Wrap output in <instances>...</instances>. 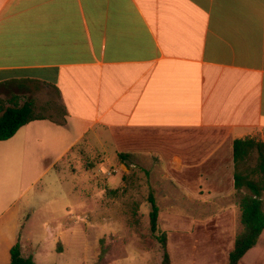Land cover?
<instances>
[{
    "label": "crops",
    "instance_id": "crops-1",
    "mask_svg": "<svg viewBox=\"0 0 264 264\" xmlns=\"http://www.w3.org/2000/svg\"><path fill=\"white\" fill-rule=\"evenodd\" d=\"M27 104L40 119L0 142L13 177L0 181V264L21 243L19 197L89 136L156 156L182 196L236 207L234 142L264 143V0H0V107ZM226 222L215 242L229 256ZM249 257L264 263V232Z\"/></svg>",
    "mask_w": 264,
    "mask_h": 264
},
{
    "label": "rangeland",
    "instance_id": "rangeland-1",
    "mask_svg": "<svg viewBox=\"0 0 264 264\" xmlns=\"http://www.w3.org/2000/svg\"><path fill=\"white\" fill-rule=\"evenodd\" d=\"M106 147L91 142L89 136L19 197L15 210H19L18 233L25 258L33 257L38 264H162L160 244L150 231L149 195L153 193L160 208L159 232L168 236L172 263L228 264L229 240L224 235L216 244L215 239L221 236V224L227 229L228 219L238 223L237 233L241 229L240 200L249 193L246 189L234 194L236 207H210L198 198L182 196L179 184L163 176L156 156L140 157ZM120 154L127 156L125 161ZM257 166L258 154L253 152L238 171L258 179ZM6 178L13 179L0 175V181ZM112 186L118 187L114 193L108 191ZM13 194H17L14 189ZM97 197L100 204L94 200ZM114 197L116 201H111ZM9 216L4 215L0 225ZM59 219L66 220L62 234L58 230L52 235L50 229ZM253 262L261 264L257 258ZM242 264H251V257Z\"/></svg>",
    "mask_w": 264,
    "mask_h": 264
},
{
    "label": "trees",
    "instance_id": "trees-1",
    "mask_svg": "<svg viewBox=\"0 0 264 264\" xmlns=\"http://www.w3.org/2000/svg\"><path fill=\"white\" fill-rule=\"evenodd\" d=\"M40 119L33 111L30 104L22 107H0V142L12 139L17 132L34 120ZM257 152L258 166L256 175L258 179H252L249 175L242 174L239 170L247 159ZM125 161L126 155L120 154ZM235 189H246L249 193L240 200V225L241 229L236 234L234 249L229 255L228 264H240L245 255L257 246L264 232V143L254 139H239L234 142ZM151 206L150 231L152 237L160 244L163 254L162 264H172L168 247V236L159 232L158 221L160 208L157 205L153 193L149 195ZM138 227V222L135 223ZM60 251L62 249H59ZM10 264H38L33 257L25 258L22 254V246L18 241L11 249Z\"/></svg>",
    "mask_w": 264,
    "mask_h": 264
}]
</instances>
